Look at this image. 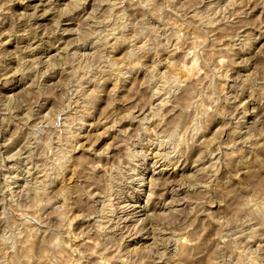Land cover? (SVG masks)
Listing matches in <instances>:
<instances>
[{
  "label": "rangeland",
  "instance_id": "374dc122",
  "mask_svg": "<svg viewBox=\"0 0 264 264\" xmlns=\"http://www.w3.org/2000/svg\"><path fill=\"white\" fill-rule=\"evenodd\" d=\"M251 263L264 0H0V264Z\"/></svg>",
  "mask_w": 264,
  "mask_h": 264
},
{
  "label": "bare ground",
  "instance_id": "6f19581e",
  "mask_svg": "<svg viewBox=\"0 0 264 264\" xmlns=\"http://www.w3.org/2000/svg\"><path fill=\"white\" fill-rule=\"evenodd\" d=\"M194 44V43H193ZM196 55V54H195ZM137 63V62H136ZM198 63V62H197ZM196 64V63H194ZM53 65V64H52ZM112 66V65H111ZM118 66V65H117ZM118 68V67H117ZM130 68V67H129ZM189 70V69H188ZM193 71V70H192ZM113 73V72H112ZM119 73V72H118ZM189 73V72H188ZM193 73V72H192ZM227 74V73H226ZM173 76V75H172ZM154 77V76H153ZM161 79V78H160ZM188 80V79H187ZM174 81V80H173ZM154 85V84H153ZM101 86V85H100ZM83 89V88H82ZM115 89V88H114ZM156 89V88H155ZM89 94V93H88ZM95 96V95H94ZM201 105V104H200ZM203 108V107H202ZM154 111V110H153ZM78 119V118H77ZM77 121V120H76ZM143 124V123H142ZM165 140V139H164ZM65 188V187H64ZM70 190V189H69ZM102 210V209H101ZM101 212V211H100ZM100 225V224H99ZM25 236V235H24ZM6 240V239H5ZM30 254V253H29ZM23 256V255H22ZM29 263V262H28ZM255 263V262H254ZM252 264V263H251Z\"/></svg>",
  "mask_w": 264,
  "mask_h": 264
}]
</instances>
